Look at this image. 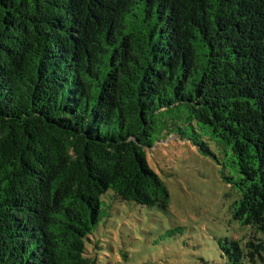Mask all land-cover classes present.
Instances as JSON below:
<instances>
[{
    "label": "trees",
    "instance_id": "16d2710c",
    "mask_svg": "<svg viewBox=\"0 0 264 264\" xmlns=\"http://www.w3.org/2000/svg\"><path fill=\"white\" fill-rule=\"evenodd\" d=\"M162 134L231 172L261 237L222 255L264 264V0H0V264H101L115 201L170 205Z\"/></svg>",
    "mask_w": 264,
    "mask_h": 264
},
{
    "label": "rangeland",
    "instance_id": "374dc122",
    "mask_svg": "<svg viewBox=\"0 0 264 264\" xmlns=\"http://www.w3.org/2000/svg\"><path fill=\"white\" fill-rule=\"evenodd\" d=\"M157 139L148 162L165 182L170 205L161 210L115 201L95 233L101 264H230L221 241L245 245L261 237L233 218L238 194L224 180L231 172L188 140ZM209 148L219 156L214 144Z\"/></svg>",
    "mask_w": 264,
    "mask_h": 264
}]
</instances>
